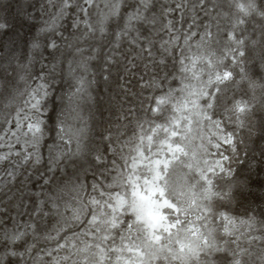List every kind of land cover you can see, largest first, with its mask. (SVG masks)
I'll list each match as a JSON object with an SVG mask.
<instances>
[{
    "label": "snow or ice",
    "instance_id": "snow-or-ice-1",
    "mask_svg": "<svg viewBox=\"0 0 264 264\" xmlns=\"http://www.w3.org/2000/svg\"><path fill=\"white\" fill-rule=\"evenodd\" d=\"M257 48L264 0H0V264H264V218L215 225L232 169L206 159L239 157L221 108L256 129L264 100L222 97L235 68L264 91Z\"/></svg>",
    "mask_w": 264,
    "mask_h": 264
},
{
    "label": "rangeland",
    "instance_id": "rangeland-1",
    "mask_svg": "<svg viewBox=\"0 0 264 264\" xmlns=\"http://www.w3.org/2000/svg\"><path fill=\"white\" fill-rule=\"evenodd\" d=\"M261 51L264 50L257 48L255 52L250 51L248 55L249 57H258ZM224 62L228 63L229 61L225 60ZM246 70L257 85H264V69H260L258 61L253 64L249 60ZM188 76L190 79L185 80V84L190 85L193 91L202 86L197 79L191 78V72L188 73ZM202 79H206V75ZM233 79L239 82V86L229 84L228 89L222 97L228 109L233 108L236 100L251 101V107L258 106L264 100V91L260 87L253 90L249 87L247 81H240L239 68L233 69ZM182 86L179 79L172 83V87L176 89ZM221 87L224 86L221 85ZM20 88L23 90L22 83L20 84ZM8 99L6 96H0V111L3 110V105L8 102ZM17 103H22V101L18 100ZM201 103H203V100H201ZM237 115L241 116L245 124L247 123L245 113H237ZM213 118L221 121V128L224 132L233 133L232 143L236 145L239 152L238 158L223 161L222 157L217 155V152L230 157L232 156V152L230 146L221 140L220 149L210 148L211 155L206 157L209 161L221 160L225 167L232 169L230 176L220 173L219 169H216V175L208 173L214 185L213 191L227 192L229 189L232 191L230 200L220 201L218 198H213V212L216 217L215 225L221 223L219 218L220 212L237 220L246 219L247 215L251 214L250 212H254L261 218H264V111L257 108L254 116L256 129L251 136H248L247 127H241L235 123V116L230 112H225L223 108L217 111ZM194 143L199 144V139L195 140ZM238 159L243 160L241 163H238ZM194 174L198 176V173ZM180 178L181 174L178 172L176 179L180 180ZM84 195L87 196L88 192ZM195 218L194 214L190 215V219L195 220ZM53 223H55V220H49L47 226L50 228Z\"/></svg>",
    "mask_w": 264,
    "mask_h": 264
},
{
    "label": "clouds",
    "instance_id": "clouds-1",
    "mask_svg": "<svg viewBox=\"0 0 264 264\" xmlns=\"http://www.w3.org/2000/svg\"><path fill=\"white\" fill-rule=\"evenodd\" d=\"M193 135H195V131L193 132ZM185 191L187 192L188 191V188L185 187ZM201 189L199 187L196 188V192L197 193H200Z\"/></svg>",
    "mask_w": 264,
    "mask_h": 264
}]
</instances>
